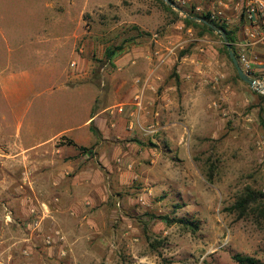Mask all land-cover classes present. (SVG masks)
I'll return each instance as SVG.
<instances>
[{
  "label": "rangeland",
  "instance_id": "rangeland-1",
  "mask_svg": "<svg viewBox=\"0 0 264 264\" xmlns=\"http://www.w3.org/2000/svg\"><path fill=\"white\" fill-rule=\"evenodd\" d=\"M81 1L86 2L82 17L91 61L100 67L105 60L99 56L125 41L149 42L153 49L167 51L161 41L188 40L176 51L201 55L199 70L185 78L199 106L193 115L191 108L179 109L182 139L152 142V148H162L157 156L142 158L133 149L131 160L137 162L132 167L123 155L114 156L108 168L99 166L89 153L88 178L103 184L102 196L108 197L99 201L89 188L88 203L81 206L92 218L86 236L65 247L40 236L36 259L25 264H238L235 254L264 263V221L254 213L240 217L230 210L247 187L264 191V101L237 77L221 34L201 35L199 28L183 25L185 16L178 10H167L159 0H75L73 5L69 0H0V70L28 72L39 79L38 90L23 99L0 88L1 124L5 118L14 133L19 119L27 125L33 116H48L44 103L64 79L56 75L51 86L48 73L57 64L70 67L72 52L64 38L77 28ZM53 32L58 41L48 39ZM92 89L72 102L83 104L93 92L100 93L99 84ZM60 99L65 103L71 98ZM68 110H56L57 129L69 123ZM86 113L80 108L73 121L83 122ZM83 248H92L93 258Z\"/></svg>",
  "mask_w": 264,
  "mask_h": 264
},
{
  "label": "crops",
  "instance_id": "crops-1",
  "mask_svg": "<svg viewBox=\"0 0 264 264\" xmlns=\"http://www.w3.org/2000/svg\"><path fill=\"white\" fill-rule=\"evenodd\" d=\"M218 1L189 0L188 6L194 10H222L229 29L235 31L236 45L243 43L248 24L234 15L231 6L223 8ZM69 3L73 5L75 0ZM85 3L80 2L77 28L64 38L72 52L70 67L61 69L57 64L48 73L51 86L56 75L64 77L51 88L53 98L44 103L49 108L48 116H33L27 125L19 119L14 133L7 129L5 118L0 122V264L16 260L19 264L33 263L36 251H40V236L48 243L53 238L62 247L76 244L86 236L84 229L92 218L81 211V206L88 203L85 200L89 188L95 189L94 196H99V201L108 195L102 196L103 184L88 178L92 177L88 166L90 155L80 150L81 146L92 148L90 154L99 166L108 168L114 156L123 155L125 164L132 167L137 162L131 160L133 149L142 158L157 156L162 148H152V142L172 137L182 139L184 123L178 117L179 109L191 108L189 115H193V109L199 106L194 90L189 91L185 84L199 70L201 55L171 53L168 46L171 41L167 39L161 41L167 45V51L153 49L149 42L127 41L111 58L104 53L99 56L105 60L102 67L95 65L82 17ZM55 33L48 39L58 41ZM253 51L264 59V45ZM259 71L264 75V66ZM29 74H9L7 68L0 70V88L23 99L39 86V79ZM94 74L95 81L90 80ZM94 83L100 85L99 94L93 92L83 104L80 100L72 102L74 98L81 99L87 90L93 91ZM66 96L71 99L63 103L60 97ZM61 106L69 108L67 120L70 121L57 129L56 110ZM80 108L87 112L84 121H73ZM76 170L72 178L71 173ZM68 211L75 218L66 214ZM84 250L89 252L87 257L93 258L92 248Z\"/></svg>",
  "mask_w": 264,
  "mask_h": 264
},
{
  "label": "built area",
  "instance_id": "built-area-1",
  "mask_svg": "<svg viewBox=\"0 0 264 264\" xmlns=\"http://www.w3.org/2000/svg\"><path fill=\"white\" fill-rule=\"evenodd\" d=\"M188 1L174 0V3L181 8L179 13L185 17L188 13L184 7H188ZM218 4L223 8L231 6L234 15L239 19L242 18L248 24L246 39L243 43L236 45L240 51L238 61L244 72L254 80V89L264 94V75L259 71V68L264 66V59L253 51L255 47L264 45V0H219ZM195 11L207 14L211 20L227 24L222 10L196 9ZM186 43V40H181L171 44L169 52L174 53L176 49L183 48Z\"/></svg>",
  "mask_w": 264,
  "mask_h": 264
},
{
  "label": "trees",
  "instance_id": "trees-1",
  "mask_svg": "<svg viewBox=\"0 0 264 264\" xmlns=\"http://www.w3.org/2000/svg\"><path fill=\"white\" fill-rule=\"evenodd\" d=\"M159 1L162 3V5L167 10L174 12L173 7L171 5H169L166 0H159ZM170 1L174 3V0H170ZM184 8L187 11L188 15L186 17H184L183 20H180V21H182L185 26L193 27V28H199L201 35L206 34V33L216 34L217 30L225 31L227 38L232 45L233 52H234L235 56L237 57V59H239L240 55H239L238 48L236 46L237 38L235 35V31L229 29V27L226 23H221L218 21L211 20L207 14L196 12L193 9V7L188 6L187 7L188 9L186 7H184ZM175 14H178V13L176 12ZM192 16H201V17L207 19L208 21H210L213 24V26H209V25L202 23L200 21H196L192 18ZM125 42H127V41H125ZM125 42H123L122 45L117 46L115 48H108L106 50V57L111 58L116 52L121 51L124 48ZM224 50H225L228 58L230 59V61H232L226 45H224ZM185 54H189V52H183L182 51V52H180L179 55L183 56ZM237 77L240 79L238 73H237ZM258 94L261 96L262 101H264V94L259 93V92H258ZM262 124L264 126V120L262 121ZM92 128L95 131V133H98L97 129H95L94 126H92ZM80 150H82L83 152L92 153V148L81 146ZM230 210L237 211V213L239 214L240 217L254 213L261 220L264 221V191H257V190L252 189L251 187H247L237 197V200L232 205V207H230ZM162 218H166V217H162ZM179 222L188 223V222H184L182 219H180ZM233 259L238 264H264L263 262H261L259 259L255 258V257L247 256V255L245 256V255H241V254L233 255Z\"/></svg>",
  "mask_w": 264,
  "mask_h": 264
},
{
  "label": "water",
  "instance_id": "water-1",
  "mask_svg": "<svg viewBox=\"0 0 264 264\" xmlns=\"http://www.w3.org/2000/svg\"><path fill=\"white\" fill-rule=\"evenodd\" d=\"M166 1H167V3H168L169 5H171L174 9H176V10H178V11H181V8H180L179 6H177L175 3L171 2L170 0H166ZM192 18H193L194 20H196V21L203 22V23H205V24H207V25H209V26H213V24H212L210 21H208L207 19H205V18H203V17H201V16H192ZM216 32L221 34V36H222V38H223V41H224V43L226 44V47H227V49H228V52H229L230 58H231V60H232V62H233L234 67H235L236 70H237V73H238L239 77H240L243 81L247 82L252 88H254V87H255L254 80H253L251 77H249L248 74L245 73L244 70L242 69V67H241V65H240V63H239L237 57L235 56V54H234V52H233L232 45H231V43L229 42V40H228V38H227V35H226L225 31L217 30Z\"/></svg>",
  "mask_w": 264,
  "mask_h": 264
}]
</instances>
